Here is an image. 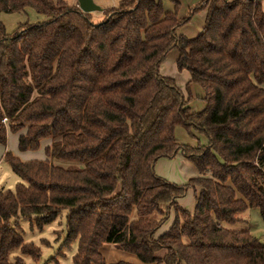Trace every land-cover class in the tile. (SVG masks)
<instances>
[{
  "label": "trees",
  "instance_id": "16d2710c",
  "mask_svg": "<svg viewBox=\"0 0 264 264\" xmlns=\"http://www.w3.org/2000/svg\"><path fill=\"white\" fill-rule=\"evenodd\" d=\"M170 2L172 11L161 0H120L94 24L65 0H0V16L36 21L7 34L0 20V148L10 133L20 152L49 140L44 161L2 155L21 182L0 188V264H37L40 248L19 222L36 218L40 230L62 212L72 264H106L104 244L142 264H264V246L240 218L257 209L264 224L262 0H204L191 39L177 35L189 19ZM170 51L190 75L186 96L160 74ZM192 84L204 94L200 112ZM176 128L206 145L178 143ZM178 154L198 173L184 187L154 173ZM187 188L198 191L193 213L176 203Z\"/></svg>",
  "mask_w": 264,
  "mask_h": 264
},
{
  "label": "rangeland",
  "instance_id": "374dc122",
  "mask_svg": "<svg viewBox=\"0 0 264 264\" xmlns=\"http://www.w3.org/2000/svg\"><path fill=\"white\" fill-rule=\"evenodd\" d=\"M120 0H93V2L100 6L101 8H116ZM179 2L178 16L180 19H189V21L184 24L177 31V35L185 36L186 38H194L197 36V32L201 25L204 24L205 17L202 11L194 12L195 9L199 8L204 0H176ZM65 2L70 6H76V0H65ZM165 8L173 10V5L170 0H161ZM262 9L264 11V0H262ZM91 19L94 24L103 22L104 15H100L99 12L91 13ZM0 20L5 27L7 34H12L13 31L21 24L28 21L29 24L35 23V15L33 13H28L24 15L23 13L19 14H2ZM43 21V19L39 20ZM175 51H170L162 63V68L160 69V74L165 76L175 78L179 85H183L182 81L186 80L187 71L179 72L177 76L176 69V60H175ZM176 73L172 74L171 72ZM183 74V77H181ZM186 95V91L184 92ZM201 109L204 105H201ZM196 111H200V105L196 108ZM200 109V110H199ZM175 136L179 143L190 142L189 138L182 130V128H176ZM49 144V140H42L40 143V148L37 151H25L20 152L18 150V139L16 135L8 134L6 141V151L10 152L12 155L17 157L23 162L30 160H45L44 148ZM193 143L192 146H196ZM191 146V145H190ZM4 150V149H3ZM2 150V152H3ZM54 166H60L64 170L68 168L67 164L61 162H54ZM154 173L156 177L164 180L165 182L172 184L177 187H184L189 184L190 180L195 178L197 172L195 171L193 165L184 160L181 154L176 155L170 159H159L154 166ZM21 181L15 174L11 171L9 166L4 162L0 161V188L5 190L14 191L17 184ZM198 197V191H195L191 188H187L186 195L177 200L176 203L179 207L185 209L186 211L191 212L196 203ZM193 213V212H191ZM66 212H62L56 221L50 225L43 226L40 230L38 228V220L36 218H30L25 220H20L18 232L23 236V239L26 243H33L34 246H38L41 251V256L37 264H72V257L76 253V243H73L70 248H64L65 240V219ZM240 218L247 221V229L249 232L258 240V242L264 246V224L261 221L259 211L257 209H249L245 213L240 214ZM171 221H174V211H169L168 220L161 227L160 232L166 229ZM173 223V222H172ZM172 225V224H171ZM42 240L48 242V246L42 244ZM107 245V244H106ZM63 246V247H62ZM113 248L112 246H110ZM14 255H19V252H14ZM26 264H36L31 260L26 259ZM106 263V262H105Z\"/></svg>",
  "mask_w": 264,
  "mask_h": 264
},
{
  "label": "crops",
  "instance_id": "0c3cea01",
  "mask_svg": "<svg viewBox=\"0 0 264 264\" xmlns=\"http://www.w3.org/2000/svg\"><path fill=\"white\" fill-rule=\"evenodd\" d=\"M226 1H232V0H226ZM102 9L103 10H105L106 8H103L102 7ZM201 13H204L203 14V16L205 17L206 16V11H202ZM100 15H102V13H99ZM90 15H92V14H90ZM91 17V16H90ZM204 22H205V19H204ZM203 26H204V24H203ZM203 26L201 25V28H199V30H198V32H197V36L202 32V29H203ZM196 37V36H195ZM194 37V38H195ZM177 59V53H176V55H175V60ZM163 63V62H162ZM162 64H161V66H160V69L162 68ZM176 69H177V66H176ZM160 71V70H159ZM172 74L174 73H176V71L175 72H171ZM179 71H177V76H179ZM162 76H164V77H168V76H165V75H163V74H161ZM182 76L181 77H183V74H181ZM169 78H171V77H169ZM171 79H173L175 82H176V85L182 90V92L184 93L185 91H186V86L188 85V83H189V81H190V75L189 74H187V78H186V80H183L182 81V83H183V85H179V83H177V80L175 79V78H171ZM189 90H190V93H191V96L193 97V101H192V103L190 104V107H191V109H192V111L193 112H200L202 109H201V105H204V102H203V98H204V94H203V92L201 91V89L199 88V86H197V85H194V84H192V85H190V88H189ZM186 96V95H185ZM199 105H200V111H196L197 109L196 108H198L199 107ZM204 107V106H203ZM186 134V133H185ZM187 135V134H186ZM187 137L189 138V140H190V142H188L187 144H189V145H193V143L194 144H196L197 142H200V144L201 145H206V138H204V137H202V136H196L195 138H190L188 135H187ZM177 140V139H176ZM178 142V141H177ZM179 143V142H178ZM180 144H186V143H180ZM4 149V150H3ZM2 150H3V152H2ZM5 151H6V147H1L0 148V161H1V158H2V155L5 153ZM185 160V159H184ZM195 169V168H194ZM195 171H196V169H195ZM197 172V171H196ZM198 176V173H197V175H195V178ZM194 210V209H193ZM193 210L191 211V212H193ZM249 210V209H248ZM189 212V211H188ZM190 212V213H191ZM172 222L173 221H171L170 223H169V225L167 226V228L166 229H164V230H162V232H165V231H167L169 228H170V226H171V224H172ZM111 245H106V244H104V245H102L101 246V248H100V253L102 254V256L104 257V260H105V262H106V264H116V263H119V262H124V263H129V264H142L141 262H139L133 255H130V254H126V253H124V252H122V251H119V250H117V249H115L113 246V248H111L110 247Z\"/></svg>",
  "mask_w": 264,
  "mask_h": 264
},
{
  "label": "water",
  "instance_id": "95a60500",
  "mask_svg": "<svg viewBox=\"0 0 264 264\" xmlns=\"http://www.w3.org/2000/svg\"><path fill=\"white\" fill-rule=\"evenodd\" d=\"M77 8L83 14H91L94 12L103 13V9L96 5L93 0H76Z\"/></svg>",
  "mask_w": 264,
  "mask_h": 264
}]
</instances>
